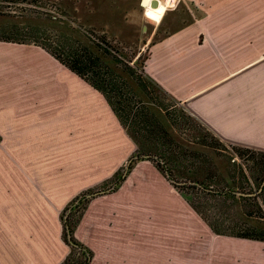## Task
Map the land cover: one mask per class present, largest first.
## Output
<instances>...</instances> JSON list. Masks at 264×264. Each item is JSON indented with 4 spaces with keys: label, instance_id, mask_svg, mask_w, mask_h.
<instances>
[{
    "label": "crops",
    "instance_id": "obj_1",
    "mask_svg": "<svg viewBox=\"0 0 264 264\" xmlns=\"http://www.w3.org/2000/svg\"><path fill=\"white\" fill-rule=\"evenodd\" d=\"M175 2L147 6L155 19L164 11L158 22L181 3L190 14L149 44L143 75L168 101L149 110L164 127L188 115L225 143L264 150V0ZM136 136L99 90L45 49L0 40V264H61L70 250L63 209L135 151L160 146L156 136ZM74 236L93 253L89 264H201L213 236L230 238L213 233L146 160L115 191L90 199ZM238 240L241 264H264V242Z\"/></svg>",
    "mask_w": 264,
    "mask_h": 264
},
{
    "label": "trees",
    "instance_id": "obj_2",
    "mask_svg": "<svg viewBox=\"0 0 264 264\" xmlns=\"http://www.w3.org/2000/svg\"><path fill=\"white\" fill-rule=\"evenodd\" d=\"M88 37L86 40L77 39V47L70 49L69 46L64 55L57 53L50 46L35 41L14 38L13 36H0V40L33 43L42 47L105 96L121 124L135 141L137 139L136 134H139L142 139H153L156 136L157 140L163 146L165 145L163 149L167 148V151L175 152L173 145L171 146L172 142L167 140L169 134L164 130L162 119L149 110L150 104H155L163 110L165 105L160 100L159 89L161 90V88L143 75L144 61H140L138 57L134 64L130 65L125 60L124 52L109 48L102 43V40H95L93 37L89 39ZM155 41L153 40L151 43ZM189 121L195 122L197 127L209 133L188 115L180 120V124L181 122L189 124ZM147 132H150L149 136L146 135ZM153 132L155 135L152 134ZM204 135L196 134L201 140ZM212 137L215 136L212 135ZM205 146L210 147L212 151L218 149L212 144ZM229 146L227 148L230 150L228 155L231 158L238 157L239 159L238 162L232 161V163L234 162L231 164L233 169L226 168L223 178H216V174L212 172V165L214 164L209 163L207 158L211 157V153L206 155V153L195 150L197 156H195L196 161L194 163H197L198 166L195 171L204 178L195 179L199 185H172L213 233L264 242V150L239 144H230ZM159 150H161L160 147L150 150L141 149L137 153L150 154ZM159 156H162V153ZM203 156L204 158H202ZM136 161L130 162L127 174ZM151 162L165 176L161 163L154 159ZM234 165L235 167H233ZM119 171H116L113 176L98 186L80 192L63 209L61 213L62 239L70 250L61 264H88L90 262L91 250L74 236L81 216L92 198H82V196L86 192L109 187L114 182L117 183L115 187L117 189L125 179L122 176L123 172L120 173ZM170 174L172 175V173ZM254 186H257V189ZM77 200L78 203L73 206ZM68 208L71 210L64 221L63 215ZM67 227L73 242L80 247L68 243Z\"/></svg>",
    "mask_w": 264,
    "mask_h": 264
},
{
    "label": "rangeland",
    "instance_id": "obj_3",
    "mask_svg": "<svg viewBox=\"0 0 264 264\" xmlns=\"http://www.w3.org/2000/svg\"><path fill=\"white\" fill-rule=\"evenodd\" d=\"M139 1L0 0V36H13L45 44L61 55L65 54L69 46L70 49L76 48L77 39L86 40L89 36V39L93 37L95 40H102V43L109 48L124 52L125 60L128 61V64L133 65L138 57L140 61H145L151 41L161 39L190 20V14L186 13L182 3L177 5V11L166 22H163V19L158 22L164 11L160 18L155 19L148 15L147 7L143 13ZM160 100L162 103L168 104L167 99L162 95ZM189 122L192 125L181 122L179 126L175 123L172 130L168 126L164 128L169 134L167 140L172 142L171 146L173 145L175 152L167 151V148L163 149L165 145L163 146L161 143L160 146H157L161 150L150 154L161 155L162 153L160 157L166 159L164 163H161L162 169L170 171L169 173H172L175 180L197 182L195 179L204 177L195 171L198 168L197 163H194L195 156H197L195 150L206 153V155L211 153V157H206L209 163L214 164L212 172L216 174V178H223L226 168L233 169L231 164L234 162L232 163V161L238 162L239 158H231L228 155L230 153V150L227 149L230 147L229 143L212 137L197 127L195 122ZM164 123L167 125V122ZM198 133L205 134L202 140L196 136ZM207 144L217 146L218 149L212 151L210 147L205 146ZM137 152L135 151L131 157ZM128 160L119 167L120 173L124 172ZM136 164L137 161L133 168ZM254 188L257 189V186ZM214 238L218 241L215 245L211 244L212 249L209 250L211 254L208 258L202 257L201 264H241L242 240H238L236 237L224 239L220 236H213L212 242H214ZM186 264L193 263L187 261Z\"/></svg>",
    "mask_w": 264,
    "mask_h": 264
},
{
    "label": "water",
    "instance_id": "obj_4",
    "mask_svg": "<svg viewBox=\"0 0 264 264\" xmlns=\"http://www.w3.org/2000/svg\"><path fill=\"white\" fill-rule=\"evenodd\" d=\"M149 3V5L151 7H156L158 4H159V0H141L140 1V5L145 9L146 5ZM157 160L159 161L160 163H164V160L163 158H161L159 155H156V154H149V153H136L134 154L129 160H128V164L126 165L125 167V170L122 174L123 177L126 178V176L128 175L127 172H128V166L130 164V162L132 160H137V161H140V160H146V161H151V160ZM168 181L169 183L172 185V184H175V185H183V184H197L199 185V183L197 182H194V181H177L175 180L172 175L168 172V171H165V176H164ZM117 186V183L114 182L111 186L109 187H106V188H102V189H99V190H95V191H92V192H86L82 198H89V197H94V196H97V195H102V194H106V193H109V192H112V191H115V187ZM173 186V185H172ZM174 187V186H173ZM175 188V187H174ZM78 203V200L75 201V203L73 204V206H75L76 204ZM71 208H68L64 215H63V220L65 221L66 220V217H67V214L70 212ZM67 241L69 244L75 246V247H80L79 245H77L76 243L73 242L72 238H71V234H70V231L67 227Z\"/></svg>",
    "mask_w": 264,
    "mask_h": 264
},
{
    "label": "bare ground",
    "instance_id": "obj_5",
    "mask_svg": "<svg viewBox=\"0 0 264 264\" xmlns=\"http://www.w3.org/2000/svg\"><path fill=\"white\" fill-rule=\"evenodd\" d=\"M162 2H163V3H162ZM162 2L159 0V3H160L163 7H167V6H172L174 0H173V1H172V0H163ZM158 5H159V4H158ZM158 5H157V6H158ZM147 6H150L149 3L146 5V7H147ZM157 6H156V7H157ZM146 7H145V8H146ZM150 7H151V6H150ZM152 8H155V7H152ZM159 17H160V16H159Z\"/></svg>",
    "mask_w": 264,
    "mask_h": 264
},
{
    "label": "snow or ice",
    "instance_id": "obj_6",
    "mask_svg": "<svg viewBox=\"0 0 264 264\" xmlns=\"http://www.w3.org/2000/svg\"><path fill=\"white\" fill-rule=\"evenodd\" d=\"M148 15H149V16H153V14H152V13H148ZM153 18H156V17H154V16H153Z\"/></svg>",
    "mask_w": 264,
    "mask_h": 264
},
{
    "label": "built area",
    "instance_id": "obj_7",
    "mask_svg": "<svg viewBox=\"0 0 264 264\" xmlns=\"http://www.w3.org/2000/svg\"><path fill=\"white\" fill-rule=\"evenodd\" d=\"M176 2H177V0H176ZM176 2H175V3H176Z\"/></svg>",
    "mask_w": 264,
    "mask_h": 264
}]
</instances>
